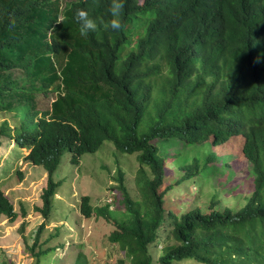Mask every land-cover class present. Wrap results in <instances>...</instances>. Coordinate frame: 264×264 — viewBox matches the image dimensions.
Here are the masks:
<instances>
[{"label": "trees", "instance_id": "16d2710c", "mask_svg": "<svg viewBox=\"0 0 264 264\" xmlns=\"http://www.w3.org/2000/svg\"><path fill=\"white\" fill-rule=\"evenodd\" d=\"M108 6L0 0V148L31 150L26 160L48 174L27 264L59 250L39 242L60 213L54 177L65 153L79 166L108 141L137 154L140 199L120 175L111 204L82 197L80 213L114 223L108 239L125 256L116 264H264V0H124L119 31L82 37L75 11L99 25ZM51 92L50 108L40 109L39 95ZM235 136L245 140L253 191L238 203L188 200L182 209L170 197L180 185L233 175L231 157L213 148ZM2 217L18 215L0 190ZM75 261L91 264L82 253Z\"/></svg>", "mask_w": 264, "mask_h": 264}, {"label": "rangeland", "instance_id": "374dc122", "mask_svg": "<svg viewBox=\"0 0 264 264\" xmlns=\"http://www.w3.org/2000/svg\"><path fill=\"white\" fill-rule=\"evenodd\" d=\"M54 98L52 92L46 97L40 94L37 99L39 108L49 109ZM5 119V115L0 113V124ZM9 122L13 126L10 120ZM244 142L243 137H233L226 144L213 148L220 156L231 157L229 167L233 175H229V171L224 169L222 172L225 173L212 174L203 182H197L196 188L180 185L179 191H173L170 197L181 203L182 209L187 208L188 200L193 204H207L213 199L225 201L228 198H232L235 203L243 201L242 194L251 193L254 189L251 167L243 154ZM180 149L181 146L171 148L169 154ZM27 155L26 150L14 146L12 142L0 148V189L8 196L18 214L14 223L6 217H2L0 221V264H27L33 245L32 237L44 221L37 208L42 207L41 196L47 186V173L42 167L28 163L25 159ZM70 161V154L65 153L55 172V180L60 186L54 211L58 209L60 213L54 214L52 225L46 224L39 242L47 249L58 245L59 250L55 256L51 252V256L40 263L75 264L79 253H82L91 264H116L117 259L125 256L119 246L113 245L108 239L114 231V223L101 217L84 218L80 214V201L82 197H90L94 207L106 205L113 197L111 188L118 187L120 175L123 176L131 196L136 200L140 199L137 186L140 165L137 154H122L108 141L97 152L84 155L79 166H73ZM215 166L220 171L221 163L216 162ZM172 171L167 170V175ZM187 197L189 199L186 200ZM54 225L62 228H58V238L49 242L50 236L57 233ZM44 240L48 243H43ZM35 252L38 253V250ZM35 263L36 261L33 264Z\"/></svg>", "mask_w": 264, "mask_h": 264}, {"label": "clouds", "instance_id": "9594fccd", "mask_svg": "<svg viewBox=\"0 0 264 264\" xmlns=\"http://www.w3.org/2000/svg\"><path fill=\"white\" fill-rule=\"evenodd\" d=\"M67 2H69V1H67ZM64 3H66V2H64ZM123 7H124V0H109V6L106 9V11H107L108 15L110 16V19H108L107 21H100L99 25H98L97 19L91 18L89 16V13L85 9H77L75 11V13H74V19H75V21L79 25V33H80V35L82 37H86L89 32H95L98 27H102L105 30L119 31L121 29V27H122L121 13H122ZM235 137H237V136H235ZM240 137H242V136H240ZM22 150H26L28 152V155L31 152V150H29V149L28 150L27 149H22ZM26 157H25V159H26ZM28 163H30V162H28ZM32 166H34V165H32ZM47 186H48V174H47ZM47 186H46V188H47ZM5 196L8 198V196L6 194H5ZM107 203H108V205L111 204L112 203V200L109 199V201ZM78 208H79V206H78Z\"/></svg>", "mask_w": 264, "mask_h": 264}]
</instances>
